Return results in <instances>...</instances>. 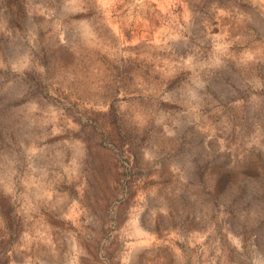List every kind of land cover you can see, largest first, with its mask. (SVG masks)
<instances>
[{
  "label": "rangeland",
  "instance_id": "374dc122",
  "mask_svg": "<svg viewBox=\"0 0 264 264\" xmlns=\"http://www.w3.org/2000/svg\"><path fill=\"white\" fill-rule=\"evenodd\" d=\"M0 264H264V0H0Z\"/></svg>",
  "mask_w": 264,
  "mask_h": 264
}]
</instances>
